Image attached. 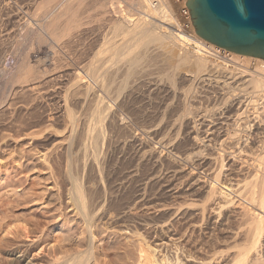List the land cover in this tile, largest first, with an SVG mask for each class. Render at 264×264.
<instances>
[{
  "label": "rangeland",
  "instance_id": "374dc122",
  "mask_svg": "<svg viewBox=\"0 0 264 264\" xmlns=\"http://www.w3.org/2000/svg\"><path fill=\"white\" fill-rule=\"evenodd\" d=\"M14 1L8 0L7 2H5V1L0 0V98H1V93L3 91H6V95L11 93L10 92L11 91L10 89L11 80L15 77V74L18 70L17 69L19 65L18 62L20 61V59L18 60V58H21L24 54V53L21 54L20 52L21 51L24 52L27 48L26 46L29 45L28 39L24 38V32L26 28L25 23L31 22L30 24L32 25L33 24L38 25V23H40L38 20H40L39 18L41 17L38 15L40 14L41 11L40 10L38 11L37 4L35 3L34 0H30V3H29V0H27V2H25L26 0H23V2L21 0H14ZM17 1H19L18 2L19 4L16 3ZM171 1H172V7L174 11V16L177 17V18L175 17L177 20L179 19L178 21H176V23L180 22V26H178V28H175L174 26H170L167 23H164V26L168 29H173L175 31L179 29V30H182V32L183 31L192 32L193 31L192 27L187 26V20L181 11V7H182L181 3L175 0L174 1L171 0ZM12 3L14 4L11 5ZM20 4H23V5H20ZM24 4L26 6H24ZM14 10H15L14 13L16 12L17 14L20 13L21 16L23 14V17L19 18V21L16 19V21L11 24V12L13 14ZM36 12H39V13L35 14ZM20 14H19V17H21ZM24 16H25V20H24ZM34 17L35 19L37 17L38 20L37 19L36 20L38 22L34 19ZM35 22H37V24ZM159 23L161 22L159 21ZM12 47L14 48L16 47L14 51H17V53L19 52L21 55L20 54L18 55L16 52L11 53ZM189 48L188 49L191 52L193 50L195 51V48L193 47H189ZM18 49L19 50L22 49V50L18 51ZM177 49H178V51L176 50L177 52L183 51V50H180L179 48ZM91 51H89L88 55L92 53ZM224 54L225 53L222 52V55ZM15 55L16 57H13ZM14 58L17 60V62L14 61L15 60ZM209 58L220 65L222 64V66L224 65L228 66V70L231 69L229 71H233V72L239 71L238 66H237L239 65L238 63H233V61H229L228 63V62H225L224 58L219 59L215 56H209ZM68 59L69 58H67V60ZM259 65L260 64H258L257 61L252 60L248 64V69L251 71H255ZM4 69H5V72H3ZM176 79H177L176 80L177 84L175 86L177 87V89H179V91L175 89L177 92L173 94L174 96H176V98L174 96L169 97V95L166 92H163V94H165L164 96L166 97L160 98V96H163V94L161 93L160 96L157 97L159 101H157L156 99L154 100V103L158 102L161 105L159 106V104L157 103L158 105L157 106L156 103L154 104L153 102L148 104L152 106L146 105L151 115L146 120H142V122L141 120H138V119L135 122L136 118H134L132 113L130 114L128 111L126 110L124 111V109L121 110L118 107L119 106L118 102H120L118 100L120 99L115 100V98H110L111 96H106L104 94V96H106V99L110 100V101L108 100L110 104L112 103V107L115 105L116 102L118 103L116 104L117 106L115 105V108H113L114 111H117L118 109L120 110V112L119 110L117 111L118 114L116 113V117L117 116L119 117L121 115L122 118H125L124 120L127 122L129 129L132 127L130 130L133 129L132 131L136 134V135L134 134L136 138L141 139L139 143H143L144 146L145 145L147 146V144L150 143L148 145H151V146L153 145L152 147L153 149L157 148V150L155 149V151L157 152L156 157L158 158V160L156 159V157H153V159L155 158L154 160L152 158L149 159V161L146 160V163L144 162L146 165L143 163V166H145L144 168L142 167V165H138V162H139L138 156L135 154L136 153L135 148L137 146L136 144L137 141L132 142L133 143L132 145H131V142H127L124 145L123 143L124 137L120 139L121 142L119 141V139L117 140L115 138H110L113 133L111 130H109V128L111 129L109 125L108 126L106 125L105 127L107 128L105 129V133H107L106 141H102L103 143L101 144H103V146L100 144V146L103 147L104 149L100 147L99 153H98L99 156L101 154V156L99 157V161H100L99 167H101L100 165L102 164V167L108 170H104V168H102L103 169L102 170L99 167L92 166L91 160H90L93 158L92 157L93 156L92 147H90L91 150L88 151L90 155L87 154L88 155L87 158L89 159L86 158L87 155L84 157L83 155H79L77 157L79 159L74 158L75 163L77 161L79 163L78 162H77L78 164L74 163L75 164L74 166L72 163L74 162V160H72L71 161L72 164L69 163L68 164L69 166H68L67 162H70V159L68 161L65 158L67 157V154L65 150L63 149V146H65L64 142H67L69 140V137H68L70 136L69 133L72 132V129L74 127V124L72 125V123H74V118H73V122L68 123V121H71L69 119L70 118L72 119V117L83 119L86 116L85 114L87 113V111L85 110L90 108L88 107L90 105H87L85 107H81V105H77L71 95L68 98L69 100L68 107L71 106L70 109H72L73 108L72 106H74V109H72L73 111L71 112V110L69 109V112H66L61 117L62 120H60V118L58 117L59 121L58 119H55L54 120L55 122H52V123L48 122V126H45L47 125V122L46 124H44L45 122L44 123L41 122L39 119H37V117H34V116L32 117L35 119L28 120L32 118L31 115L28 116V113H27V116H26V114H24L26 113L25 111H19L18 113L14 111L13 107L9 110H5L6 111L5 113L1 112L4 115L1 114L2 116L0 115V118L5 116V114L7 118L4 119L3 117L2 119H0V124H1L0 132L2 131L1 135L6 139V140L2 139L3 137L0 136L2 137L1 138L2 140L0 139V264H16L18 260L16 258L24 254L26 258L31 259L32 264H52L54 263L55 259L58 256L68 255L67 257H70L73 254L77 255L76 254L77 251H78V254H81L82 251L88 248L87 246L88 242L86 239V237H88L86 236L88 232L86 230L87 228L85 227L86 225L84 226V224L86 223L82 221L80 217H77L78 210L76 208V204L75 203L73 204L74 201L69 199L71 198L70 197L71 194H68V191L70 193L69 189H71L70 187L71 183H70V180H68V176H66V174L68 175L66 171L69 169H72V172L74 173V175L80 178L79 179L80 182L82 180L81 183L83 184L85 183L83 186V189L85 191L86 201L88 205L87 210L89 211V213H91L90 215L92 216L93 214L95 216V212L97 214V211L100 210L96 218L92 216L95 220L92 219L93 223L91 222L92 230H93L92 234L94 235L93 236L94 247L93 249H91V251L92 252L94 251V252L93 253L91 252L92 254L90 257L92 258L91 259L92 261H90L89 264H138L139 263L138 262L139 241L140 243L142 242V244L144 243L145 245L144 247L146 248L148 247L147 250L151 252L154 259L159 264H175L176 256L178 255L180 256V259H183V261H181L182 262L181 264H184L187 260L189 264H205L208 261H209L208 264H233L232 262V258L234 257L233 255H236L241 249V247L244 248L245 244H250V241H251L250 237L252 238L251 232L253 230L252 226H250V223H251L250 216L249 214H247L246 211L244 212V210L241 209L242 206L238 204L234 206L229 205V207L227 206V208L224 207L220 209L219 207L221 204H223L222 201H224L221 196L220 197L217 196L218 199L216 197L215 199H213V202L212 200L207 199L209 201V203H207L208 206L206 204L207 207L202 206V208H200L202 200L204 203L202 205H205V203L208 201L206 200L204 202L205 199L198 195L194 197L195 199L193 198L194 200H189L190 197L187 198L186 193H184L185 195L183 194V190H185L184 181H186V179L188 178L187 173L190 172L191 167H192V164H189V163L187 164L184 161L183 156H182V154L184 155L189 148L185 144L186 143L190 144V141H188V135H186L188 134V128L185 123H187V118L189 116V113H194L196 112L197 109L203 108L207 110L206 117H205L207 119L206 123L212 126L214 129L218 126L222 127L219 131H217L215 136L217 135L216 138L220 136L228 138L227 144L223 146L224 152H221V154H224V153L225 154L223 156L222 155L220 156L218 154L217 156V153L219 151L216 148L218 147L211 146V148L214 149L213 151L211 150L210 147H208L206 149V152L208 151V153H211L214 156H216L214 159L218 158V160L216 159V161L213 159L209 160L210 161L209 163L212 164V166L209 164L208 167L210 169H216L218 166H221L223 163L224 167H223V171L220 177L221 183H223L224 185H229V184H232V182L233 184L234 183L238 184V181H239V185L235 189L239 190V192H243L245 198L249 197V195L252 193V184L246 183L245 181L246 180L250 181L253 178L252 174H254L255 172L253 169H251V167L249 168V164L245 165L244 163L243 167L245 169L243 167H242L243 169H238V167L241 166V164L239 163L240 162L242 163L243 160L248 161L249 159L251 160V158L254 159L255 156L257 157L256 159H258L259 157L264 155V92H260V93H263L262 97L260 95L257 98H252L253 100H256V101H250V98L247 99L248 96H246V95H249L246 93L247 90L252 91V88H249V87L246 90L241 89V90H236L233 92L229 91V92H225L224 95H221L220 93L216 92V90L213 88L214 84L212 80H206L204 82L197 83L193 81L187 82L185 79L179 78L178 76ZM70 84L71 82L65 83V86L67 85L65 89V86H62L63 84H56V83L52 84L51 83V85H53L54 87L55 86L58 87L60 85L61 87H63L61 88V92L62 93L64 92L65 94L63 93L64 94L63 95L62 93H60L61 97L66 95L68 88L70 87ZM187 88H189V91L185 93V90ZM8 91L9 93H7ZM177 93H179V95ZM171 97H172V100L176 101V102L173 101V103L175 102L174 104L172 103ZM167 98L168 99L170 98L169 100L171 101V103H169ZM161 99L165 100V101L162 100V103L165 102L164 105L161 103ZM3 103L0 106V111H1V108L2 109L4 108ZM70 103L72 105H70ZM168 103L173 104V105H171L172 109L167 111L166 108H168ZM52 104H53V107H52ZM232 104L234 105L233 107L235 108H232L233 111H229ZM48 105H49L48 109L50 107L52 108H50L47 111H56L54 110V107L55 109H57L56 101L55 102L52 101L50 103L48 101ZM153 106L154 107L157 106V110L159 111L162 110V111L158 112L156 109L154 110ZM164 106L165 107L167 106V107L165 108ZM150 108H153V109L150 110ZM163 108L166 109L168 114ZM236 108L238 110H235ZM173 109L175 110L173 111ZM39 110H40L38 111L39 114L44 111V109L42 110L41 108ZM81 110H82V114L80 113ZM89 111L90 109L88 110V113ZM175 111L178 113L177 115L175 114L176 113ZM74 112L75 114H72V116H70L71 113H74ZM164 112L166 113V115ZM242 112L244 113L242 114ZM10 113L12 114L10 115ZM67 113H69L70 115ZM152 113L156 116L157 115L159 116L155 117ZM179 113L181 115H179ZM13 114L14 116L16 115L17 117L15 116L16 117L15 118L14 116H12ZM76 114H79L80 117L79 115H76ZM128 114L130 118L129 117L127 118ZM160 114L161 115L163 114V116H161ZM9 115L12 117V120L20 119L21 121L22 117L24 118L28 117V119L26 120V118L25 119L22 118V120H24V122L21 121L22 123L20 121L17 122L15 120L14 122V121H11V117ZM19 115L21 118L19 117ZM173 115L174 116L176 115V117H174ZM8 116L10 117V119L8 118ZM180 116L183 118H180ZM63 117H65L67 120ZM150 117L153 118V120L157 119L159 122L156 120L157 121L156 123V121L151 120ZM163 117H168V118H163ZM167 119H169V121L171 120V122H169ZM175 119H177V122H179L180 120L182 122L177 123L175 122ZM36 120L37 121L39 120L41 123L38 121L39 123L38 125L37 123H35L37 122ZM63 120L65 122H62ZM148 120H150V122ZM7 121L9 123H4ZM139 121L141 123H139ZM143 121H146V122L143 123ZM147 121L150 124L147 123ZM151 121L155 123L152 124ZM183 121H185V123ZM11 122L12 123L14 122L13 124L15 125L10 124ZM16 122L18 123V125L22 124V126L21 125L18 126ZM26 122H30V125H33V126H30L28 123V125L30 126L28 127ZM32 122H34L36 125ZM128 122L131 124V126H129L130 124ZM172 122L177 123L178 127L181 128V131H179L180 129L177 130L178 127L172 128L173 126ZM65 123H68V124H65ZM79 123L83 125L80 120H79ZM159 123L161 125H159ZM180 123L181 124L183 123L181 127H180ZM216 123H223V124L215 125ZM5 124L10 125L11 127L10 126L6 127L7 125L5 126ZM23 124H26V125L23 126ZM42 124L44 127L42 126ZM80 124L78 126L79 129L82 127ZM145 124L147 126L148 124L150 126L158 125V130H160V128L161 130L162 129L166 130L165 132L164 130L162 131L160 130L159 136L160 135L164 136L167 133L169 136L168 138L172 139V141H175V142H172L171 144L161 147L159 144L156 143V141H154L156 139L152 138V133H148L145 130V128L149 127V126L147 127ZM34 125L39 130H37L34 127ZM67 125L70 127H68ZM71 126L73 127L71 128ZM31 127L35 128V129L32 128V132H31ZM67 127L68 129H66ZM33 130L35 131V134L33 133L34 132ZM178 131L183 139L187 138L186 140L189 143L186 140L184 141L181 137H178L179 135ZM184 131H186L187 133L186 132L184 133ZM108 132L109 133L111 132V133L108 134ZM161 132L165 134H162ZM6 133H8V136H9V137L7 136V138L4 135ZM182 134L186 135V136L184 135L185 138L183 137ZM107 136L109 137V139ZM176 138L177 140H175ZM108 140H110V142ZM45 141L48 142L49 144H47ZM105 142L109 145L107 146ZM115 142L117 143L115 144ZM104 143H105V146H104ZM182 143H185V144L182 145ZM120 144H123L124 146ZM134 144H135V148H134ZM177 144L181 146L179 147ZM119 145L123 148L120 149ZM130 145L132 146L133 150L131 147H130L131 150L130 148H128ZM106 146L111 147V149L107 148L106 150ZM117 146L118 148H116ZM146 146L144 148L145 149L147 148L148 150L150 146L148 147ZM241 147H242V150H241ZM112 148L113 149L115 148L114 149L115 151H113ZM102 149H103V152L101 153ZM128 149L130 151L129 154L127 151ZM126 151H127L128 157L126 156V154L125 155L123 154ZM232 151L233 152L238 151L235 157L232 155L231 153ZM246 151L252 152L251 154L254 153L255 156L249 155V153L246 154ZM116 152L118 153V155ZM177 153L178 154L180 153V154L178 155ZM116 156L117 157L120 156L121 159L118 157L119 160H117V158H115ZM239 156L240 158L238 159L240 160L237 159V157ZM82 157L85 159V164L89 166L90 168L87 167L86 165H84V167L86 168L84 167L81 168L80 165L83 166V163H84V159ZM243 157L244 159H241ZM80 158H82V160H80ZM123 159L124 160L128 159V161H124ZM221 159H223V162ZM86 160H88V162H86ZM134 160L136 161V163ZM173 160L175 162H173ZM108 162L110 163L111 166L107 164ZM127 162H130L132 164L128 163V165L126 164L127 165L126 166L125 163ZM104 163L106 164V166ZM152 163H154L155 165ZM214 163H216L217 167H214L216 166L214 165ZM115 164L117 167L115 166ZM129 164L131 166H133L134 164L135 165L134 167L138 166V168H140L141 166V168L143 169L134 168V170L136 169L137 171L138 170L140 171V173L135 174L137 171L132 172L133 168H131ZM159 164H160V167H159ZM70 165H73V166H70ZM76 165L80 167H77ZM123 165L126 166L127 169ZM114 167L115 169L116 168L117 169L114 170ZM78 168H81V170ZM92 168L94 169V172L92 173L91 171V173L92 174L98 173V175L95 174V176L97 177H95L94 175L90 173V170H93ZM155 168H159V169H155ZM196 168L192 172L194 175L196 174L195 175L196 177H198L201 175V171H200V167L198 168L197 165H196ZM219 168L220 167H218L217 169ZM131 169L132 171H130ZM146 169L147 171L144 172L143 170H146ZM172 169H180V172L177 174V179L175 181H178L181 183L183 182L182 187L180 189L181 191L180 193L183 194L182 195L183 197L181 196L180 198H174L172 197V194H170L171 192L169 190H170V180H172V176H171ZM109 171L112 173H110ZM128 172H131V174ZM88 173L90 174L88 175ZM129 174L131 175V178L129 177L130 176ZM151 175L154 177H150ZM114 176H116V178ZM89 177L91 180L89 179ZM147 177L148 179H146ZM92 178L94 179V181L92 180ZM96 179H97V183H95ZM90 182L93 185L96 184L95 186H97V184L101 185L102 186L101 189H100V186H97V190L93 191L90 187ZM98 182H100V184ZM225 190L228 191L227 189ZM99 191L102 193H100ZM96 197L97 198L100 197V198L97 199ZM101 198L102 199L107 198L105 200L106 204L104 202V199L102 200L103 202L100 200ZM112 199H114L115 202L114 201L111 202ZM97 200H99V202ZM97 202H98V205H96ZM118 202L120 203L118 204ZM185 202L191 203L192 205L191 204H190L191 206L188 204L185 205L186 204ZM103 203L104 205H102ZM113 203L115 205L118 204L116 205L118 208ZM181 203L182 205L184 204L183 205L184 207L180 206L182 210L184 211L185 209L183 208L185 207H193L191 208L192 210L191 209L189 210L190 213L192 212L193 216L191 215L189 216V218H187V216L183 215V213H181L182 214L181 216V214H178V212H176V209L179 208L178 206L181 205ZM93 204H95L96 208L100 206L102 208L104 207L106 210V213L108 214H106L104 212L105 210L101 209V207L99 210L98 208L96 209ZM108 205H109V208H113L114 206L113 209L114 210L116 209L115 212L114 210L111 211V209L110 211L107 210ZM204 208L207 211L203 210ZM248 208H249V213L255 211L256 209L255 206L253 205H249ZM128 209H131V213ZM201 209L204 212H202ZM75 210H76V213H75ZM198 210L200 213L202 212L203 214L202 213L200 214ZM234 210L239 212L237 217H235ZM102 213L104 215H102ZM124 213L127 214L126 217ZM241 213H244V214H241ZM117 214L119 216L121 215L120 218L121 217L122 218L120 219L117 216ZM227 216L228 217L232 216V217L228 219ZM112 217H114L115 219ZM127 217L129 219H126ZM202 217L204 218L202 219ZM230 220L232 221V223ZM16 226L20 230H17L16 233H11V228L14 229L16 228ZM249 227L252 229H249ZM26 230L29 233L28 236H27ZM83 231H86V232H83ZM238 232L241 235L238 234ZM68 237H73V241L71 238L72 242L70 241V243L67 244V242L69 241L66 240V238ZM235 243L237 245H235ZM68 250H71V251H68ZM67 252L69 254H67ZM210 260L212 261L211 263H210ZM244 263L245 264H264V237L262 238V240H260L255 245L252 252L247 256L246 261L243 262L242 264Z\"/></svg>",
  "mask_w": 264,
  "mask_h": 264
},
{
  "label": "bare ground",
  "instance_id": "6f19581e",
  "mask_svg": "<svg viewBox=\"0 0 264 264\" xmlns=\"http://www.w3.org/2000/svg\"><path fill=\"white\" fill-rule=\"evenodd\" d=\"M2 1L7 2L8 0L7 1L2 0ZM21 1L23 2V0H21ZM34 1L37 4L38 11L39 10L41 11L40 14H38L39 12L35 13V14H38L39 16H41L39 18L40 20H38L36 17V19L40 23H38V25H35V24L32 25V24H30L31 22H29V23L24 22L26 24V28H25V32H24V38L28 39L29 45L26 46L27 48L24 52L23 51L20 52L21 54L22 53H24V54L22 57L20 56L21 58H18V60L20 59V61L18 62L19 65L17 68L18 70L15 74V77L11 80V87H10L11 93L7 94L8 96L6 95V91H3L1 93L0 106L4 102L3 103L4 108L3 109L1 108L0 115L5 113L6 112L5 110H9L13 107L14 111H16L18 113H19V111H25L26 113H24V112L23 113L26 114V116L28 113V116L31 115V117L32 116L37 117V119H39L41 122H43V123L45 122L44 124H46V122H47V125H45V126H48V122H50V123L55 122L54 120L58 119V117L60 118V120H62L61 117L66 112H69V109L71 106L68 107V105H69L68 98L70 95L72 96V98L74 99V101L76 102L77 105H81V107H85L87 105H90V106H88V107H90L89 108L90 111L88 113L89 109L85 110V111H87L88 114L86 113L85 114L86 116L83 119L82 118L79 119L77 117H72V119L71 118L69 119L71 121H68V123L73 122V118H74V123H72V125L74 124V127L71 126V128L73 127V129H72V132L69 133L70 134V136H68L69 140L67 139L68 141L64 142L65 146H63V149L65 150V152L67 154V157H65V158L68 161L70 159V162H67V165L69 163L70 164L73 163L74 166H75V164H78L79 162L77 161L78 163L77 162L75 163L74 158H77L79 155H83V157L86 156L87 154H89L88 151L91 150L90 147H92V150H93L92 151L93 152L92 157L93 158L90 159L91 164L94 167L95 166L99 167V162H100L99 157L101 156V154L99 156L98 153H99V149L101 147L100 144L103 143L102 141H106L107 133H105V129H107V128H105V127H106V125L107 126L109 125L111 127V129L109 128V130H111L113 133L110 138H115L117 140L119 139V141H120V139H122L124 137L123 138L124 145L127 142H131V145H132L133 144L132 142L137 141L136 148H135V144H134V148L136 150L135 154L138 156V160H139L138 165H142V167L144 168L145 166H143V163L144 162L146 163V160L149 161V159H151V158L153 159V157L157 156V152L155 151V149L157 150V148L153 149L152 148L153 145L152 146L148 145V144H150V143H148L147 146L146 145L145 146L146 147L150 146L151 149L150 148H148V150H147V148L145 149L144 148L145 146L143 145V143H139V141H141V139L136 138V136H135L136 134L132 131L133 129L130 130L132 127L129 129L127 122L124 120L125 118H122L121 115H120L121 117L119 116L120 118L118 116H117L118 118L116 117V113L118 114L117 111L119 109L117 111H114L113 108H115V105L119 103L118 107L121 110L124 109V111L126 110L130 114L131 113L133 114L134 118H136L135 122L137 121V119L141 120V122H142V120H146L151 115V113H150V111H148L146 105L152 106V105H148V104L152 103V102L154 103L155 99L157 101H159V99L157 97H159L161 93L163 94V92H166L169 95V97L174 96L173 94H175V92H177L175 90V89H177V87L175 86L177 84L176 83L177 76L179 78L185 79L187 82L193 81V82L199 83V82H204L206 80H212V82L214 84L213 88L216 90V92L220 93L221 95H224L225 92H229V91L233 92V91L241 90V89L246 90L249 87V88H252V91L247 90L246 93L249 95H246V96H248L247 99L250 98V101H256V100H253L252 98H257L260 95H261V97L263 96V93H260V92H264V59L260 58V57L249 56V55H245V54H239V53H236L234 51H230V50H227L225 48H221L220 46L213 44L211 42H210V44H207V43L197 39L193 35L188 34L190 31L189 32L187 31V33H185L184 31L182 32V30H179V29H177V31H175L173 29L166 28L164 26V23H167L170 26H174L175 28H178V26H180V22L176 23V21H178L179 19L177 20L176 19L177 17L174 16V11H173L171 0H34ZM184 1L186 2V0H184ZM18 2L19 1H17L16 3H18ZM25 2H27V0ZM29 3H30V0H29ZM13 4L14 3H12L11 5H13ZM20 5H23V4H20ZM24 6H26V5L24 4ZM29 6H31V5H29ZM11 9H13V8H11ZM14 12H15V10L13 11V14L11 12V24L13 22H15L16 19L19 21V18L23 17V14L21 16L20 13L17 14V12L16 13H14ZM19 12H20V10H19ZM19 14L21 17H19ZM28 14H30V13H28ZM31 17H33V16H31ZM34 19H35V17H34ZM24 20H25V16H24ZM20 21H21V19H20ZM159 21L161 23H159ZM37 22H35V23L37 24ZM18 24H19V22H18ZM191 27H192V30L195 32V28H194L193 23H192ZM184 42H186L188 44L192 43V42L196 43L197 49H195V51L193 50L194 52L193 51L191 52L189 50L190 48L187 49V47L181 46V44ZM186 43H184V44L186 45ZM26 44H28V43H26ZM13 48L14 47H12V49ZM15 48L13 49V51L11 49V53H15V52L17 53V51H14ZM177 48H179L180 50H183V51L177 52L178 51ZM20 50H22V49H20ZM20 50L18 49V51H20ZM89 51L92 52V53L90 52L91 53L90 55H88ZM222 52H224L225 54L222 55ZM20 53L18 52L17 54L19 55ZM16 55L13 57H16ZM209 56H215L219 59L224 58L225 62H228V63H229V61H233V63H238L239 65H237V66H238L239 71H237V72L229 71L231 69L228 70V66H226L224 64H223L224 66H222V64L220 65V64L216 63L215 61L210 59ZM67 58H69L70 60L69 59L67 60ZM252 60L257 61L258 64H260L255 71H251L248 69V64ZM14 61L17 62L16 59ZM2 70H3V68H2ZM3 72H5V69ZM70 82H71V84H70V87L68 88L66 95L62 96V97H61L60 93H62L61 88H63V87H61V85L58 87H56V86L54 87L53 85H51V83L52 84L56 83V84H63L62 86H65V83H70ZM67 85L65 86V89H66ZM52 87H54V88H52ZM177 90L179 91V89H177ZM188 91H189V88H187L185 90V93ZM7 93H9V91ZM104 94L106 96H111L110 98H115V100L120 99V100H118L120 102L117 103L116 101H114L116 103H115V105L113 103L114 106L112 107V103L110 104V102H109L110 100L108 99L109 100L108 101L106 99V96H104ZM177 94L179 95V93H177ZM164 95L165 94H163V96H160V98L166 97ZM174 97L176 98V96H174ZM175 98H173V99H175ZM169 99H168V101H169V103H171V101ZM112 100H114V99H112ZM162 100L163 99H161V103H162ZM171 100H172V97H171ZM48 101H49V103L52 101H54V102L56 101L57 109H55V107H54V110H56V111H47L53 107V104H52V107H50L48 109V107H49ZM163 101H165V100H163ZM173 101H175V100H172V103H173ZM111 102H113V101H111ZM157 103H156V105H157ZM164 103H162V104L164 105ZM169 103H168V108H166L167 106L166 107L164 106L167 109V111L171 110L172 109L171 105L174 104V103L173 104H169ZM54 105H56V104H54ZM70 105H72V104L70 103ZM160 105L161 104H159V106ZM157 106H155V107L153 106L154 110L155 109L157 110ZM233 106L234 105L232 104L229 111H233L232 108H235ZM72 107H73L72 109H74V106H72ZM40 108L42 110L44 109V111L39 114L38 111H40L39 110ZM165 108H163V109H165ZM175 108H177V107H175ZM72 109H70L71 112L73 111ZM78 109H80V108H78ZM151 109H153V108H150V110ZM158 109H159V107H158ZM160 109H161V107H160ZM166 109H165V111H166ZM177 109H179V108H177ZM76 110H77V108H76ZM174 110L175 109H173V111ZM235 110H238V109L236 108ZM157 111L161 112L162 110H160V111L157 110ZM1 112H3V113H1ZM9 112H7V113H9ZM119 112H120V110H119ZM196 112L189 113V116L187 118V123H185L186 120L183 121L187 125V128H188V134H186V135H188V141H190V144L182 143V145L185 144L189 148L187 147L188 150H187V152L185 151L186 153L184 155L182 153L181 154L183 156L184 161L187 164L188 163L192 164L190 172L187 173L188 178L186 179V181H184V189L185 190H183V194L186 193L187 198L190 197L189 200H194L195 199L194 197H196L197 195L201 196L202 198L205 199L204 202L207 199L212 200V202H213V199H215L217 196H219V197L221 196L224 201H222L223 204L220 205V207H219L220 209L224 208V207L227 208V206L229 207V205L234 206V205L238 204V205L242 206L241 209L244 210V212L246 211L247 214H249L250 219H251V223H252V225L250 223V226H252V228H253L252 232L249 230L252 228L249 227V229H248L252 233V238L250 237L251 235L249 236L251 239L250 244H245V245L243 244L245 247L244 248L241 247V249H240L241 251L239 250V252L236 255H233L234 256L233 258L231 257L233 264H242L243 262L246 261L247 256L252 252L255 245L260 240H262V238L264 237V155L259 157L258 159H256L257 157L254 155V153L251 154L252 152L246 151V154L249 153V155H254L255 156L254 159L251 158V160L249 159L248 161L243 160L242 163L241 162L239 163V164H241V166L239 165L240 167H238V169H243L244 168L243 165L245 163V165L249 164V168L251 167V169H253L255 172V173L253 172L254 173V174H252L253 178L250 181H248V180L245 181L246 183L252 184V193L249 195V197L245 198L243 192H239V190L235 189L238 187L239 181H238V184H236V183L233 184V182H232V184L224 185L223 183H221L220 177H221L223 167H224L223 163L221 166H218V167H220L219 169H217L218 167H217L216 163H214V165H216L214 167H217L216 169H210L208 167L210 164L209 160L213 159L216 161V159L218 160V158L214 159L216 156H214L211 153H208V151L206 152V149L208 147L211 148V146H214V147L217 146L218 148H216V149H218V151H219L217 153V156H218V154L220 156L221 155L223 156L225 153L221 154V152H224L223 146H225V144H227L228 138L223 137V136L216 138L217 135L215 136V134L222 127L218 126L214 129L212 126H210L209 124L206 123L207 119L205 117H206L207 110H205L203 108H199L196 110ZM76 113H78V112H76ZM80 113L82 114V110L80 111ZM83 113H85V112H83ZM122 113H124V112H122ZM153 113H155V112H153ZM243 113L244 112H242V114ZM11 114L12 113H10V115ZM67 114H69V113H67ZM72 114H75V112L71 113V115L70 114L69 115L72 116ZM167 114H168V112H167ZM175 114L177 115L178 113L176 112ZM76 115H79V114H76ZM122 115H124V114H122ZM165 115H166V113H165ZM176 115L175 116L173 115V116L176 117ZM179 115H181V114L179 113ZM5 116H6V114H5ZM5 116H3L4 119L7 118V116L6 117ZM9 116H8V118L10 119L11 116L10 117ZM12 116H14V114ZM154 116L157 117L159 115H157V116L154 115ZM161 116H163V114ZM167 116H169V115H167ZM19 117H20V115H19ZM79 117H80V115H79ZM128 117H129V114H128L127 118ZM151 117H153V116H151ZM174 117H173V119H174ZM2 118H0V119H2ZM22 118L23 119L26 118V120L28 119V117H25V118L22 117ZM22 118H21V121L24 122V120H22ZM63 118H65V117H63ZM131 118H132V116H131ZM163 118H168V117H163ZM180 118H183V117L180 116ZM33 119H35V118L32 117L31 119H28V120H33ZM14 120H12V117H11V121H14ZM79 120L81 121V123L83 125H81L79 123ZM151 120H153V118H151ZM154 120L156 121L157 119H154ZM162 120H164V119H162ZM167 120L169 121V119H167ZM8 121L4 122V123H9ZM15 121L18 122V121H20V119L15 120ZM38 121L37 122L34 121V122L39 125ZM58 121H59V119H58ZM148 121L150 122V120H148ZM148 121H147V123H149ZM153 121H151L152 124L155 123ZM157 121H156V123H157ZM34 122H32V123H34ZM62 122H65V121L63 120ZM141 122L139 121V123H141ZM144 122H146V121H143V123ZM169 122H171V120ZM175 122H177V119H175ZM175 122L174 123L172 122V124L174 126V127L172 126V128H177L178 127L177 123L182 122V121L180 120L177 123H175ZM13 123L11 122L10 124L15 125ZM28 123L30 125V122H26L27 125H28ZM68 123H65V124H68ZM78 123L82 126L80 129L78 128V126H79ZM160 123H159V125H161ZM26 124H23V126ZM149 124H148L149 127L145 124L148 127V128H145V130L148 133H152V138H155L156 140H154V141H156V143L159 144L161 147H164L168 144H171L172 142H175V141H172V139L168 138L169 136L167 133L165 134V133L161 132L162 134H165V135L159 136V131L161 130V128H160V130H158V125H151L150 126ZM168 124H170V123H168ZM182 124L180 123V127L182 126ZM218 124L220 125L223 123H216L215 125H218ZM2 125H4V124H2ZM6 125L7 124H5V126ZM17 125H18V123H17ZM19 125L22 126V124H19ZM29 125H28V127L33 126V125H30V126ZM35 125H34V127H35ZM9 126L10 125H7L6 127H9ZM42 126H43V124H42ZM129 126H131V124ZM141 126H142V124H141ZM146 126H144V127H146ZM34 127H31V132H32V128H34ZM68 127H70V126H68ZM68 127L66 129H68ZM26 128H27V126H26ZM66 129H65V131H66ZM178 129H180L179 131H181V128L178 127L177 130ZM37 130H39V129H37ZM162 130H164V129H162ZM106 131H108V130H106ZM134 131H135V129H134ZM165 131L166 130H164V132ZM179 131H178V134H179L178 137H181ZM1 132H0V136H2ZM31 132H30V134H31ZM185 132L186 131H184V133ZM33 133L35 134V131ZM110 133L108 132V134H110ZM6 134H4V135L7 138L8 133H6ZM184 135H183V137L185 138L186 135L185 136ZM108 136H110V135H108ZM2 137H0V139ZM149 137H151V136H149ZM2 139H5V138L3 137ZM108 139H109V137H108ZM115 139H114V141H115ZM186 139H183V140L185 141ZM175 140H177V138ZM108 141L110 142V140H108ZM117 142H115V144ZM178 142H179V140H178ZM46 143L49 144L48 142H46ZM105 143H104V146H105ZM179 144H181V143H179ZM101 145L103 146V144H101ZM108 145L109 144H107V146ZM120 145L124 146L123 144H120ZM131 145L128 148H130V147L132 148ZM107 146H106V150H107V148L111 149V147H112L111 145H110L111 147H107ZM179 147H178V149H179ZM101 148H103V147H101ZM116 148H118V146ZM121 148H123V147L120 146V149ZM131 148H130V150H131ZM103 149L101 150V153L103 152ZM114 149H113V151H115ZM125 149H127V148H125ZM243 149H244V147H243ZM132 150H133V148H132ZM184 150H185V148H184ZM211 150L213 151L214 149L211 148ZM241 150H242V147H241ZM241 150H240V152H241ZM113 151H111V152H113ZM127 151L129 154V152H130L129 149ZM127 151L123 154L124 155L126 154V156L128 157ZM243 151H245V150H243ZM92 152H90V153H92ZM237 152L232 151L231 153L235 157ZM106 153H108V152H106ZM159 153H160V151H159ZM117 155H118V153H117ZM131 155H129V156H131ZM107 156H108V154H107ZM237 156H238V154H237ZM87 157H88V155L86 156V158ZM118 157L120 158V156H118ZM118 157L116 156L115 158H117V160H119ZM82 158H80V160H82ZM238 158H240V156L237 157V159ZM77 159H79V158H77ZM87 159H89V158H87ZM102 159H103V157H102ZM129 159H130V157H129ZM156 159L158 160L157 157H156ZM183 159H182V161H183ZM241 159H244V157ZM72 160H74V162L71 163ZM174 160H173V162H175ZM221 160L223 162V159H221ZM238 160H240V159H238ZM102 161H104V160H102ZM124 161H128V159H126ZM86 162H88V160H86ZM105 162H106V160H105ZM128 163H130V162L125 163V165L126 164L128 165ZM135 163H136V161H135ZM220 163H221V161H220ZM107 164L110 165L109 162ZM111 164H112V162H111ZM116 164H115V166H116ZM130 164H132V163H130ZM130 164H129V166H131ZM152 164H154V163H152ZM73 165H70V166H73ZM84 165H86L85 159H84L83 166L80 165L81 168L84 167ZM196 165L198 166V168L200 167V171H201V175L198 177H196L195 176L196 174L194 175L192 172L196 168ZM210 165L212 166V164H210ZM76 166L80 167L78 165H76ZM100 166H101V167H99L100 169L104 168V167H102V164ZM105 166H106V164H105ZM113 166H114V164H113ZM126 166H124V167H126ZM134 166H135L134 164H133V166H131V168H133V171H132V169L130 171H132V172L137 171L136 169L134 170V168H138V166H136V167H134ZM87 167H89V166H87ZM159 167H160V164H159ZM81 168H78V169L81 170ZM84 168H86V167H84ZM140 168H141V166H140ZM140 168H138V169H140ZM143 168H141V169H143ZM116 169L114 167V170H116ZM126 169H127V167H126ZM129 169H130V167H129ZM155 169H159V168H155ZM235 169H237V168H235ZM102 170H101V172H102ZM104 170H108V169L104 168ZM148 170H150V169H148ZM91 171L93 173L94 169L90 170V173H91ZM95 171H96V169H95ZM143 171L145 172V171H147V169L143 170ZM88 172H89V170H88ZM113 172H115V171H113ZM144 172H142V173H144ZM171 172H172V175H171L172 180H170V190H169L171 192L170 194H172V197H174V198H180L183 195L180 193L181 192L180 189L182 187L183 182L181 183V182L175 181L177 179V174L180 172V169H172ZM66 173H68V175L66 174V176H68V180H70V183H71V186H70L71 189H69L70 193L68 191V194H71V196H70L71 198H69V199L74 201L73 204L74 203L76 204V208L78 210L77 214L79 215L78 216L76 214L77 217H80V219L86 223V224H84V226L86 225L85 227L87 228L86 230L88 232L86 235V236H88V237H86L87 242H88V245H87L88 248L82 252L79 250L81 252V254H78V251H77V253H76L77 255L71 254L72 256L69 255L70 257H67L68 255L67 256H64V255L58 256L55 259L54 263H52V264H89L90 261H92L91 260L92 258L90 256L94 252V251L93 252L91 251V249H93V247H94V241H93L94 235L92 234L93 230H92L91 222H92V219L95 220L94 218H96L98 212H100L99 209L101 206L97 207L99 210V211H97L95 204H93L94 207L96 208L95 210L97 211V214L95 212V216L92 214V216L94 217L93 218L90 215L91 213H89V211L87 210L88 205H87V201H86L85 191L83 189V186L85 183L84 184L81 183L82 180L80 182V180H79L80 178L78 176L74 175V173L72 172V169L67 170ZM90 173H88V175ZM110 173H112V172H110ZM128 173L131 174V172H128ZM137 173H140V171L138 170L135 174H137ZM95 174L98 175V173H95ZM95 174H92V175L95 176ZM102 174H103V172H102ZM133 175H134V173H133ZM95 177H97V176H95ZM114 177L116 178V176H114ZM129 177L131 178V175ZM148 177L146 179H148ZM150 177H154V176L151 175ZM66 179H67V177H66ZM89 179H90V177H89ZM92 180L94 181L93 178H92ZM98 181H99V179H98ZM95 183H97V179H96ZM98 183L100 184V182H98ZM147 183H148V181H147ZM95 185L91 184V182H90V187L93 191L97 190V186H100V189L102 187L101 185H98V184H97V186H95ZM225 189H227L228 191H226ZM101 191H103V190H101ZM100 193H102V192H100ZM94 194H95V192H94ZM98 198H100V197H98ZM103 199L101 198L100 200L102 201ZM106 199H104V202ZM217 199H218V197H217ZM97 201L99 202V200H97ZM113 201L115 202L114 199H112L111 202H113ZM98 202L96 205H98ZM119 203L120 202H118V204ZM207 203H209V201L206 202L205 205H202V204H204L203 200H202L200 208H202V206H206ZM105 204H106V202H105ZM118 204H116V205H118ZM187 204L190 205L191 203H186L185 205H187ZM102 205H104V203ZM111 205H112V203H111ZM183 205L181 203V205L178 206L179 208L176 209V212H178V214L183 213V215H186L187 218H189V216L192 215V212L190 213L189 210L193 207H185V208H183V209H185V211H184L180 207ZM249 205L255 206V208H256L255 211L249 213V208H248ZM207 206H208V204H207ZM107 207H108L107 210H109V211H110V209H111V211L114 210L113 209L114 206H113V208H109V205ZM205 208L203 210H205ZM101 209L105 210L104 207L103 208L101 207ZM90 210H91V208H90ZM95 210H93V211H95ZM115 210H114V212H115ZM128 210L131 213V209H128ZM180 210H181V212H180ZM199 210H198V212H199ZM203 210H202V212H204ZM257 210H259V211H257ZM126 211H124V212H126ZM205 211H207V210H205ZM104 212L106 213V210ZM75 213H76V210H75ZM106 214H108V213H106ZM114 214H116V213H114ZM121 214H123V213H121ZM124 214L126 217L127 214L126 213H124ZM234 214H235V217H237L239 212L234 210ZM241 214H244V213H241ZM247 214H245V215H247ZM102 215H104V214L102 213ZM117 216L120 218L121 215L119 216L117 214ZM128 216H130V215H128ZM181 216H182V214H181ZM109 217H111V216H109ZM231 217L229 216L228 219ZM112 218H114V217H112ZM115 218H116V216H115ZM179 218H181V217H179ZM203 218L204 217H202V219ZM126 219H129V218L127 217ZM233 221H234V219H233ZM231 223H232V221H231ZM17 230H20L17 226L14 229L11 228V233H16ZM249 231H247V232H249ZM83 232H86V231H83ZM28 234L29 233L27 231V236H28ZM83 234H82V236H83ZM238 234H240V233L238 232ZM237 237H238V235H237ZM71 238L73 241V237L66 238V240L69 241V242H67V244L70 243ZM71 244H73V243H71ZM235 245H237V244L235 243ZM144 246H145L144 243L142 244V242L140 243V241H139V244H138V249H139L138 262L139 263L138 264H159L154 259L151 252L149 250H147L148 247L146 248ZM86 247H84V248H86ZM68 251H71V250H68ZM67 254H69V253L67 252ZM24 255H20V256H18V258H16V259H18L16 264H32L31 259L26 258ZM181 261H183V259H180L179 255L176 256L175 264H179V262L181 264L182 263ZM211 262L212 261L210 260V263ZM206 263L208 264L209 261ZM184 264H189L188 260Z\"/></svg>",
  "mask_w": 264,
  "mask_h": 264
},
{
  "label": "water",
  "instance_id": "95a60500",
  "mask_svg": "<svg viewBox=\"0 0 264 264\" xmlns=\"http://www.w3.org/2000/svg\"><path fill=\"white\" fill-rule=\"evenodd\" d=\"M195 32L213 44L264 59V0H186Z\"/></svg>",
  "mask_w": 264,
  "mask_h": 264
},
{
  "label": "built area",
  "instance_id": "2783aa9c",
  "mask_svg": "<svg viewBox=\"0 0 264 264\" xmlns=\"http://www.w3.org/2000/svg\"><path fill=\"white\" fill-rule=\"evenodd\" d=\"M175 1L181 3V5H182V7H181V11H182V13L184 14V16H185V18H186V20H187V26L191 27V26H192L191 13H190V10H189V8L187 7L185 1H184V0H175ZM185 33H187V32H185ZM188 34H191V35H193L194 37H196L197 39H199V40H201V41H203V42H205V43H207V44H210V42H208L207 40H204V39H202L201 37H199V36L197 35V33H195L194 31H192V32H190V33H188ZM184 43H186V42H184ZM184 43H182L183 45L181 44V46H183V47H187V49H188L189 47H193V48L197 49V47H196V43H193V42H192V43H189V44L186 43V45H185Z\"/></svg>",
  "mask_w": 264,
  "mask_h": 264
}]
</instances>
